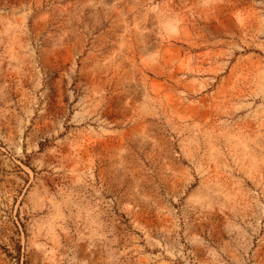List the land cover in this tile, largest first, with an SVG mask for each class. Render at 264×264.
<instances>
[{
	"label": "rangeland",
	"instance_id": "rangeland-1",
	"mask_svg": "<svg viewBox=\"0 0 264 264\" xmlns=\"http://www.w3.org/2000/svg\"><path fill=\"white\" fill-rule=\"evenodd\" d=\"M0 264H264V0H0Z\"/></svg>",
	"mask_w": 264,
	"mask_h": 264
}]
</instances>
